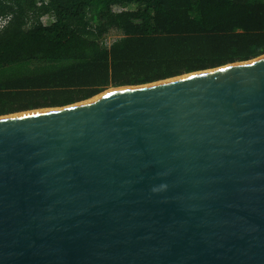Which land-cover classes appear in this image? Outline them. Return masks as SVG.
Wrapping results in <instances>:
<instances>
[{"label":"water","instance_id":"1","mask_svg":"<svg viewBox=\"0 0 264 264\" xmlns=\"http://www.w3.org/2000/svg\"><path fill=\"white\" fill-rule=\"evenodd\" d=\"M0 264H264V54L0 115Z\"/></svg>","mask_w":264,"mask_h":264},{"label":"trees","instance_id":"2","mask_svg":"<svg viewBox=\"0 0 264 264\" xmlns=\"http://www.w3.org/2000/svg\"><path fill=\"white\" fill-rule=\"evenodd\" d=\"M6 16L0 115L264 54V0H0Z\"/></svg>","mask_w":264,"mask_h":264},{"label":"rangeland","instance_id":"3","mask_svg":"<svg viewBox=\"0 0 264 264\" xmlns=\"http://www.w3.org/2000/svg\"><path fill=\"white\" fill-rule=\"evenodd\" d=\"M49 20H50V18H48V17H44V18H43V22H45V24H46ZM118 36H120L119 32H116V31L112 30V31L108 34V36H107V39H106L107 43L111 42L113 39H115V38L118 37ZM111 88H112V87H109L108 89H111Z\"/></svg>","mask_w":264,"mask_h":264},{"label":"built area","instance_id":"4","mask_svg":"<svg viewBox=\"0 0 264 264\" xmlns=\"http://www.w3.org/2000/svg\"><path fill=\"white\" fill-rule=\"evenodd\" d=\"M8 18H9L8 16L0 17V28L6 23Z\"/></svg>","mask_w":264,"mask_h":264}]
</instances>
